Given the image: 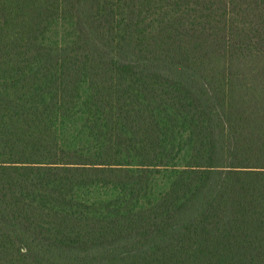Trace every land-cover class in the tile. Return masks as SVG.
I'll return each instance as SVG.
<instances>
[{
	"label": "trees",
	"instance_id": "16d2710c",
	"mask_svg": "<svg viewBox=\"0 0 264 264\" xmlns=\"http://www.w3.org/2000/svg\"><path fill=\"white\" fill-rule=\"evenodd\" d=\"M0 264H264V0H0Z\"/></svg>",
	"mask_w": 264,
	"mask_h": 264
}]
</instances>
